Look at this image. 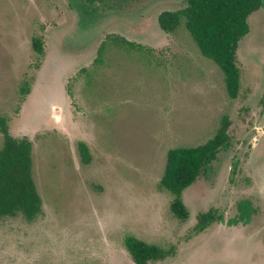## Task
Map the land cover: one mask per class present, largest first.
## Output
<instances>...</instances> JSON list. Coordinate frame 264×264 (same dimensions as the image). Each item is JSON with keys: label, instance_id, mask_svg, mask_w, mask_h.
Wrapping results in <instances>:
<instances>
[{"label": "rangeland", "instance_id": "obj_1", "mask_svg": "<svg viewBox=\"0 0 264 264\" xmlns=\"http://www.w3.org/2000/svg\"><path fill=\"white\" fill-rule=\"evenodd\" d=\"M187 5L0 0V117L14 138L33 142L42 200L35 220L0 221V264H135L125 247L129 236L179 247L175 257L152 264H264V11L249 18L239 44L241 86L232 100L223 72L185 25L167 34L158 24L163 12ZM109 35L148 53L113 47L96 64ZM225 115L236 145L183 193L190 217L182 221L161 186L167 154L205 145ZM247 199L255 214L231 225ZM211 208L224 213L223 222L193 235L197 215Z\"/></svg>", "mask_w": 264, "mask_h": 264}, {"label": "trees", "instance_id": "obj_2", "mask_svg": "<svg viewBox=\"0 0 264 264\" xmlns=\"http://www.w3.org/2000/svg\"><path fill=\"white\" fill-rule=\"evenodd\" d=\"M187 3L183 10L166 11L158 17L161 30L167 34L174 33L184 24L203 57L214 62L223 72L229 97L237 99L242 76L238 67V47L250 32L249 18L264 11V0H187ZM113 47L148 53L142 44L129 41L121 35H109L100 45L95 63L99 64L103 55ZM34 48L43 53L39 40L34 42ZM23 92L28 94L29 90ZM260 104L264 106V93ZM231 127L232 121L225 115L217 134L205 145L179 147L168 152L161 186L172 194L170 209L180 220L187 221L190 217L183 193L210 173L212 162L222 151L232 150L236 145ZM0 131L4 136V144L0 149V221L19 215L33 221L42 212V200L32 170L33 142L27 137L14 138L5 117H0ZM79 151L82 162L89 164L91 156L88 146L81 143ZM238 164L236 160L233 175ZM237 210L238 214L230 221L231 225L247 224L255 214L249 199L239 202ZM196 220L192 233L195 236L213 224L223 222L224 213L211 208L200 212ZM125 247L135 264L164 262L175 257L179 251L178 246L164 248L132 236L126 238Z\"/></svg>", "mask_w": 264, "mask_h": 264}]
</instances>
